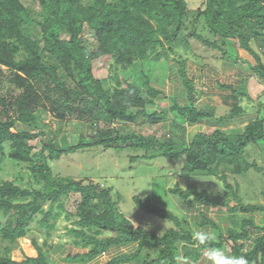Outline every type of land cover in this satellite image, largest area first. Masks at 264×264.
I'll use <instances>...</instances> for the list:
<instances>
[{
  "label": "trees",
  "instance_id": "1",
  "mask_svg": "<svg viewBox=\"0 0 264 264\" xmlns=\"http://www.w3.org/2000/svg\"><path fill=\"white\" fill-rule=\"evenodd\" d=\"M86 30L94 33L93 41ZM235 40L239 51L232 55L226 47ZM192 42L213 50L221 68L233 72L232 83L216 81L227 92L222 97L234 100L224 115L207 110L202 97L208 96L198 91L190 73L193 61L178 54L180 45L192 51ZM254 44L264 52V0H201L196 9L188 0H95L93 5L84 0H0V165L7 158L28 163L35 183L42 184L31 189L0 182V212H15L12 219L17 218L15 226L12 220L0 224L2 239L11 244L0 254V264H53L36 240V256L16 260L11 253L39 216V225L50 232L62 214L72 239L63 261L70 264H88L110 248L128 244L137 246L103 264H205L204 251L193 238L197 230L211 231L212 246L226 254L264 264V227L250 216L264 213V206L244 203L239 186L229 182L250 169L264 174V166L251 161L247 151L264 141V105L256 111L239 105L242 98L252 99L251 78L264 82L263 54ZM159 48L161 57L171 61L170 73L162 77L152 61ZM100 57L112 59L105 79L93 71V60ZM198 59L196 67L205 77L211 57ZM38 80L44 82L43 90ZM168 81L172 88L167 91ZM44 114L60 125L77 121L79 135H62L61 126L52 127ZM159 122L168 133L129 136L137 143H123L116 127ZM94 147L132 148L145 151L141 157L183 160L178 176L215 178L226 192L212 196L180 186L169 189L184 200L193 196L191 206H203L196 231H151L119 210L122 197L113 186L84 185L54 171L51 162ZM71 194L86 201L67 212L61 200ZM134 202L148 214L181 225L150 197L135 196ZM209 211L219 214V220Z\"/></svg>",
  "mask_w": 264,
  "mask_h": 264
},
{
  "label": "rangeland",
  "instance_id": "2",
  "mask_svg": "<svg viewBox=\"0 0 264 264\" xmlns=\"http://www.w3.org/2000/svg\"><path fill=\"white\" fill-rule=\"evenodd\" d=\"M84 1L90 5L95 3V0ZM188 2H190L193 9L198 8L201 4V0H188ZM36 7H38V5ZM38 10L41 12L40 7H38ZM85 34L87 38L93 41L94 33L92 31L86 30ZM254 46L261 52L256 44H254ZM90 47L93 49V46ZM226 48L230 54L237 55L239 51L238 41L227 42ZM177 51L182 57L193 61L189 65L190 73L199 86L198 91H202L205 96H208V98L202 97L206 102L207 110L211 113L216 112L218 116L227 113L229 110L228 106L233 105L234 100L228 97H222V95H226L227 92L221 90L217 86L216 81L219 80L224 84L232 83L233 72L228 67L221 68L220 63L212 58L213 56H216L214 51L204 48L200 43L192 42V51L183 45L177 47ZM162 52L163 50L159 48L158 52L152 55V61L155 63L154 65L156 67L155 74L160 77L165 73H170L171 65L169 59L165 56L161 57ZM241 53L244 52L241 51ZM261 53L264 56V52ZM171 56L175 57V55ZM205 56L211 57V59L207 61L208 65L207 68H205L206 76L203 77V73H201L199 67L196 66L200 60L198 57L201 58ZM111 63L112 59L110 57L95 58L93 60L94 75L101 79L108 78L110 75ZM213 64L214 66H212ZM163 66L167 68L166 72L163 70ZM122 77L125 78V76ZM38 85L39 88L43 90L44 82L38 80ZM170 88H172L171 82L168 81L167 91ZM248 90L252 99L242 98L239 105L242 109H246L247 111H250L251 109L256 111L257 105H264V82L257 80L256 77L254 79L251 78ZM263 114L264 110H262V116L264 117ZM43 119L47 123L52 124V127L55 129H59L61 126L62 135L66 134L69 137H76L79 135L77 131V121L69 120L60 125L53 120V117L47 114H44ZM240 125L244 126V123ZM116 127L124 138L123 143H137V139L133 140L129 137L134 134L148 136L156 133L157 136L160 137L169 132V128L165 127L162 122H159L156 126L117 125ZM92 133L93 131L91 134ZM41 148L42 146L39 145L36 148V151H40ZM247 151L249 152L251 161L257 160L259 165L264 166V141H261L257 147H248ZM145 153L146 152L143 150L136 151L132 148L124 150H105L104 147L86 148L77 151L76 153L62 156L59 161L51 162V165L53 166L54 171L61 172L64 178H73L77 181L83 182L84 185L95 184L102 188H110L112 186L116 188L122 197L118 206L119 210L136 225H143L151 231H162L169 228H186L196 231L195 222L198 220L199 211L204 209L203 206L200 204L197 206H191L190 202L192 201L193 196L184 200L177 195L170 194L169 189L180 186L182 189H189L194 193L208 191L212 196H217L218 193L226 192L224 184L215 178L209 177L201 176L182 178L177 174H180L183 169V160L177 161L165 157H141ZM151 153H149L148 156H150ZM132 157L140 158L136 161H131ZM3 181H14L24 188L32 189L42 187V184L35 183L28 163L18 164L8 158L0 165V182ZM229 182L239 186V193L244 203L264 206L263 173L250 169L241 176H235L233 178L231 176ZM135 196L140 197L142 200L150 197L154 205L173 212L180 220L181 225L178 226L174 222L144 212L135 204ZM84 201L86 200L81 195L74 194L68 195L61 200L65 206V211L67 212L75 211V209L82 205ZM48 207H50V203H48L45 208ZM209 212V214L214 215L213 217L219 220V214L212 211ZM14 213L15 212H12L11 215L5 216L0 212V224L6 226L8 221L12 220V225H17V218L15 217L12 219ZM65 215L66 214H62L56 222L55 230L50 232L39 225L38 220L41 219V216H39L37 218L38 220H35L31 224L26 239L22 240V243H17V249L11 253L13 258L16 260H22L26 256H36L37 250L33 245V240H36L43 247L46 257L53 264H70L63 261L68 253V245L66 243L72 240L71 237H67L66 235V225L69 223L66 221ZM241 217L240 214L239 219L237 220L238 222ZM251 217L259 227H264V213H254ZM10 245L11 244L8 241L2 239L0 233V254H3L5 248ZM129 247L131 246L124 247L126 252L130 250Z\"/></svg>",
  "mask_w": 264,
  "mask_h": 264
},
{
  "label": "clouds",
  "instance_id": "3",
  "mask_svg": "<svg viewBox=\"0 0 264 264\" xmlns=\"http://www.w3.org/2000/svg\"><path fill=\"white\" fill-rule=\"evenodd\" d=\"M193 238L204 251L205 264H249L244 256L228 255L223 249L212 246L215 236L211 231L197 230Z\"/></svg>",
  "mask_w": 264,
  "mask_h": 264
},
{
  "label": "crops",
  "instance_id": "4",
  "mask_svg": "<svg viewBox=\"0 0 264 264\" xmlns=\"http://www.w3.org/2000/svg\"><path fill=\"white\" fill-rule=\"evenodd\" d=\"M242 55L246 56V55H244V53H242ZM263 61H264V56H263ZM197 130L205 131L203 128H199V129L198 128L197 129L194 128L193 129L194 132H196ZM250 216H252V215H250ZM241 218H243V216ZM238 227H239V225H238ZM126 246H131V247H129L130 250H128L127 252H132L135 249V245H133V244L112 247L106 253L98 256L94 261H92V262H90L88 264H103L105 261H107V260H109V259H111V258H113V257H115L117 255H120V254L126 252L125 249H124V247H126Z\"/></svg>",
  "mask_w": 264,
  "mask_h": 264
}]
</instances>
